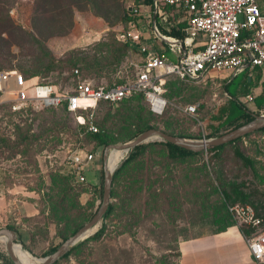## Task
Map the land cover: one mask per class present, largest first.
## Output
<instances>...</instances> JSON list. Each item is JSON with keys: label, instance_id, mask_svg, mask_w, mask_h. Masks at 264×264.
I'll use <instances>...</instances> for the list:
<instances>
[{"label": "rangeland", "instance_id": "1", "mask_svg": "<svg viewBox=\"0 0 264 264\" xmlns=\"http://www.w3.org/2000/svg\"><path fill=\"white\" fill-rule=\"evenodd\" d=\"M260 6L264 9V0H260ZM130 7V0H0V70L37 73L48 82L64 86L67 81L68 85L73 82L68 76L70 69L78 68L82 78L109 85L126 73L131 62L144 58L136 47L129 46L122 54L119 43L114 39L113 31L122 24L124 13ZM139 30L143 34L144 47L174 59L168 44L153 36L151 28L143 24ZM83 58L87 61H82ZM93 58L104 66L102 70L93 72L94 68H89ZM49 66L52 69L47 72ZM208 77L193 83L168 77L164 87L167 99L164 114L152 115L144 104L138 102L117 107L100 105L96 109L97 123L115 139L111 145L133 139L118 135L122 126L130 127L126 132L137 130V122L132 116V123L123 122L122 114L129 116V109L131 113L140 110L142 122L149 121V125L162 130L163 123L169 122L176 133L184 136L182 138L206 139L211 133L209 117L225 102L216 74L211 73ZM240 102L249 103V97L241 98ZM190 105L198 109L194 115L184 112ZM60 123L67 129L57 138L51 132L53 136L48 137L50 143L46 144L44 136L30 147H19V150L28 148L29 155H14L0 143V229L16 227L24 249L36 258L49 256L51 249L62 243L58 231L61 225L50 219L45 196L51 195V189L57 182L62 183L63 159L79 142H76L73 120L56 111L37 114L29 128V135L38 138L44 130L55 131L54 125ZM20 127L19 131L11 129L6 133L10 146L19 140L22 133L25 134L27 127ZM223 133L221 130L220 134ZM58 140L60 144L53 146ZM81 143L87 149L95 146L88 137H84ZM42 146L44 149L38 151ZM105 148L94 149L97 161L85 172L91 186L100 183L99 170L103 171ZM235 150L253 161L254 167H245L234 156ZM163 152L158 147L149 149L140 159L139 163L144 164L140 173L144 176L149 174L151 182L159 180L153 189L165 191L169 205L158 199L161 205L164 203L158 209L145 208L142 203L151 196L141 193L131 206L132 216H122L118 209L116 214L103 221L102 225L105 223L107 229L101 240L89 242L67 259L54 264H178L182 241L213 234L219 228L213 219L201 213V197L208 196L211 206L217 198L209 192L206 176L217 187L215 177L218 178L222 188L230 194L231 189L237 187L240 193L248 196V204L264 215L263 132L253 133L234 145L225 146L215 158L203 151L198 157L166 161ZM161 181L163 186H160ZM72 193L75 194L74 191ZM111 203L119 205V201L113 199ZM80 206L83 214L92 217L100 207V199L82 194ZM207 213L210 215L212 211ZM89 219L77 220V223L85 224ZM229 219L234 224L230 215ZM62 236L67 238L69 235L64 233ZM3 244L4 241L0 240V254L8 257Z\"/></svg>", "mask_w": 264, "mask_h": 264}, {"label": "built area", "instance_id": "2", "mask_svg": "<svg viewBox=\"0 0 264 264\" xmlns=\"http://www.w3.org/2000/svg\"><path fill=\"white\" fill-rule=\"evenodd\" d=\"M170 6L183 7L186 37L168 42L171 60L162 54L151 51L142 45L143 34L139 28L129 23L118 25L114 30L117 40L127 42L130 47L144 55L139 62H131L136 69V79L132 82L107 87L94 86L91 81L78 80L72 86L60 87L44 84L38 77L25 78L18 70L0 71V105L10 106L13 113L31 109L40 112L44 109L58 110L65 107L74 124L87 127L97 133L93 115L102 103L116 105L137 94H142L149 110L161 115L167 107L164 96L166 79L199 82L211 73L228 72L236 76L255 68L264 71V9L260 0H163ZM154 15L158 9L157 0ZM135 16H146L147 9L130 7ZM150 17V16H148ZM153 18V17H152ZM153 36L161 35L153 22ZM78 71L74 75L78 77ZM195 105L187 106L184 112L194 115ZM95 154L84 150H69L62 168L64 176H72L76 183H86L87 172L93 165ZM90 186L89 196L94 195ZM234 225L241 232L250 257L258 264H264V229L251 235L242 227L259 229L261 219L249 205L227 207Z\"/></svg>", "mask_w": 264, "mask_h": 264}, {"label": "trees", "instance_id": "3", "mask_svg": "<svg viewBox=\"0 0 264 264\" xmlns=\"http://www.w3.org/2000/svg\"><path fill=\"white\" fill-rule=\"evenodd\" d=\"M154 2L155 0H130V4L134 9L135 8L141 10L147 9L148 13L146 14V16L144 15L135 16L133 15V13H130L127 9L124 13V17L121 23L126 27L129 25V23H133L138 28H140L143 24H145L148 28H151V31H153L152 17L154 15V8H153ZM157 5H158V9L154 16L155 17L154 22L159 33L162 36L171 39V42H173L172 39L183 40L186 37V33L184 32V29L186 28V20H184L185 11L183 7L182 6L175 7V6L167 5L163 2V0H157ZM113 34H114V39L120 45L119 51L122 52V54H124L126 50L129 49V44L127 42H122L117 40L116 33L114 31ZM93 59H94L93 62H90L89 68L93 67L94 68L93 72H98L102 70L104 66H102L101 63L97 62L96 58ZM82 61H87V59L83 58ZM70 65L75 66V64L73 63H71ZM127 68L128 70L126 71L125 74H123L122 77H119L117 80H114L112 83L106 86L112 87L115 85L134 81L136 79L135 76L136 69L131 64ZM51 69L52 67L49 66L48 68H46V71L49 72ZM75 70L78 71L79 73L78 77L74 75ZM0 71H9V70H0ZM255 71H256V77L254 80H252L253 79L252 78L251 81H248L249 73H250L248 71L236 75L232 80H230L231 78L229 77L221 81L223 95L225 96V102L216 110L215 113H213L209 117L208 121L210 122L211 125H209L208 128L211 130V133L206 136V139L224 135L232 130L239 128L242 125L251 122L253 120L252 114H257V115L262 114V111H264V81L261 83L263 90L258 96L253 97L251 100H249V103L247 102L244 104L240 102L241 98H248L251 95V90L253 88L258 87L260 84L259 81L261 78V71L258 68L257 69L255 68ZM19 72L23 74L25 78L38 77L39 79L43 80L44 84H52L60 87L72 86L75 84L78 78L80 80L91 81V79L82 78V75L78 68L70 69V71L68 72V76L71 80H73V82H71L70 85H68V81H67L66 85L64 86L59 85L57 83L48 82L46 81V79L42 78L41 76H38L37 73H25L22 71ZM185 82H189V81H185ZM93 84L94 86L101 85L99 83H93ZM134 102L144 104L147 107L149 113L153 115V113L149 110V107L146 104L142 94H137L127 100H122L116 105H112L109 103H102L100 105L117 107L125 104L129 105ZM50 111H56V110L44 109L40 112H34L31 109H27L22 112L13 113L10 110V106L0 105V143H2V147L3 148L5 147L6 149H10L14 155L21 154L23 156H26L29 155V149L27 148L25 150H19L20 146L25 145L27 147H30L32 146L33 143L37 141V139H40L44 136H46L45 137V139L47 140L46 144L50 143L51 141L48 140V137L53 136L51 132H54L53 134L57 138L62 131L67 129V127L61 123L54 125L55 131L44 130L43 133L38 138L33 135H29L30 132L29 128L31 126L32 121L35 119L36 115L39 113L50 112ZM128 111H129L128 112L129 116L122 114V116L124 117L123 122L132 123L130 118L132 116V118L135 119V122H137L136 123L137 130L134 133H131V130L129 132H126L127 130H129L130 128L129 126L120 127L121 129L118 135L122 138L131 139L149 129H159L168 135L184 137L181 134L176 133V129L173 128L171 124L167 121L163 123L164 128L162 130L158 127L149 125L148 123L149 121L142 122L143 114H141L140 110L137 113H131L132 111L131 109H129ZM165 111L166 109L163 111L162 114H164ZM56 112H59L61 116L64 118L66 117L72 119L69 116V113L66 111L64 106L59 108ZM93 121L98 128L97 133H91L87 130V127L78 126L74 124V127L76 129V138H77L76 142H79V144L72 148L73 151L86 149L95 154L94 149L96 147H101L103 150V148H105L108 145H111V143L115 141V139L110 137L108 133L104 131L97 123L96 110L93 115ZM22 125L23 127H27L25 134L22 133L19 140L13 146H10L8 144L9 140L7 139L8 137L6 133H9L11 129L12 131H19L21 129L20 126ZM221 130H224L225 133L220 134ZM256 132L264 133V128ZM249 135H246L242 138H245ZM84 137H88L92 142L95 143V146L93 145L91 149H87L85 145L81 143V140L84 139ZM242 138H239L233 142H229L222 146L212 147L207 150V153L212 154L213 156L212 158H215L218 156L219 152L225 146L234 145L235 143L241 141ZM60 142L61 141L58 140L54 142L52 145L53 146L58 145L60 144ZM156 147L164 151L163 157L166 161H178V160H184L202 155V152L195 153L165 142H151L137 146L131 152L128 159H126L125 162L121 165V167L114 173L112 186H111V199L115 201H119L120 206L116 205L115 203H110L108 210L105 214L104 221L108 220L114 214H116V211L118 209L120 210L121 212L120 214L122 216H132L133 211H131V206L141 197V193L144 194L149 193V196H151V199H153V200L149 198L144 199V202L142 204L145 208L150 207L152 209L154 208L158 209L159 206H162L164 204L163 203L161 205L158 199L163 200L165 201L166 204H168L167 202L168 198L166 196L165 191H163L162 193L161 190H158V192H156L153 189V186L155 185V183L159 182V180H156L155 182H151L149 174H145L144 176L141 175L140 173L144 169V164L139 163L140 159L149 149ZM43 149L44 146H42L38 151H41ZM96 156L97 155L95 154L94 163H96L97 161ZM234 156L237 159H239L245 167H249V168L254 167V162L249 160L238 150H235ZM99 173H100L99 175L100 183H97L94 186V191H95L94 195L89 197L92 199L94 198L95 200L99 198L101 203L102 183H103L102 169L99 170ZM206 178H207L206 185L209 188V192L212 193V195H216L217 198L213 203L214 206L213 205L211 206L210 204H208V196L201 197L202 202L199 203L200 209L202 211L201 213L204 217L213 219V223L217 225V227L219 226V228L213 234L222 233L226 231L229 227H232L234 225L229 222L230 214L228 212L227 207L236 204L249 205L248 196L244 195L243 193H240L237 187H233L231 189V194L233 195L232 196L230 193H228V191L222 188V183L218 178L215 177L216 184L219 187V193H218V187L214 186L213 180H211L207 176ZM60 179L62 183L57 182L56 186H54V188L51 189L52 191L51 195L45 196V202L47 203L46 206L49 209L48 211L50 214V219L53 220L54 222L57 221V223L61 225V228L58 231H59V237L62 240L61 242L63 243L66 239L74 235L84 225L83 223H80L82 219H89L90 217L89 220H91V218L94 215L92 217L91 215H89L88 217L87 215L83 214L82 208L80 206V196L82 194L88 195L90 191L91 185L89 181L87 180L86 183H82V184L76 183L72 176H64V175H62ZM67 184L70 187L67 186ZM143 186L145 187V190H143ZM160 186H163V181H161ZM73 191L75 192V194L72 193ZM249 206H251L254 209L256 216L261 219V226L259 229L242 227V231L247 235H251L258 230L264 229V215L259 213L257 208L254 207L253 205H249ZM208 210L212 211L210 215L207 213ZM41 214H45V211H41ZM77 220H80V222L77 223ZM5 229H9L16 233H19L18 229L14 226H8ZM106 229H107V225L104 223L102 227L94 235H92L83 243H81L80 245L69 251L58 261L67 259L70 255H72L74 252L86 246V244H88L89 242H98L99 240L102 239ZM64 233H68L69 236L67 238L63 237L62 234ZM60 245L53 247L51 249L50 255L53 254ZM0 264H12V262L10 261L9 257L0 254Z\"/></svg>", "mask_w": 264, "mask_h": 264}, {"label": "water", "instance_id": "4", "mask_svg": "<svg viewBox=\"0 0 264 264\" xmlns=\"http://www.w3.org/2000/svg\"><path fill=\"white\" fill-rule=\"evenodd\" d=\"M154 20L155 17L153 16V22ZM158 39H160L165 43H168V41L162 35H158ZM252 116H253V120L251 122L242 125L239 128L232 130L224 135L214 138L192 140L178 136L168 135L159 129H149L140 133L135 138L131 139L126 143L107 146L104 149L102 155L104 167H103V183H102V200L100 203V207L98 208L94 216L91 218V220L85 223L74 235L66 239L53 254L45 258H37V259H41L39 264L56 263L69 251H71L72 249L83 243L85 240H87L89 237H91L98 231L97 228H99V226L102 225L105 214L111 203V186H112L114 173L121 167V165L125 162V160L128 159L131 152L137 146L151 142H165L195 153L207 151L212 147H218L227 144L229 142H233L239 138H242L246 135L252 134L264 128V114H259V115L252 114ZM110 149H119L126 151V155L124 159L112 171H109L106 168L107 155ZM0 237L6 238V241L3 244L5 246L6 253L7 251L9 252L13 250V246L15 244L19 245L20 248L25 250L23 246V242L17 236L16 232L9 229H0ZM28 253L32 255L30 252ZM7 256L9 257L12 264H20L15 257L11 256V254L7 253ZM34 259H36V257H34Z\"/></svg>", "mask_w": 264, "mask_h": 264}, {"label": "crops", "instance_id": "5", "mask_svg": "<svg viewBox=\"0 0 264 264\" xmlns=\"http://www.w3.org/2000/svg\"><path fill=\"white\" fill-rule=\"evenodd\" d=\"M166 38L167 37H165V39ZM166 40H170V43H173L169 38ZM151 51L160 55L162 54L157 50L151 49ZM176 52H178L177 49L175 50V53ZM170 54L172 55L171 57L174 58L171 52ZM258 69L261 71L260 84L258 87L251 90L253 94H251V96L253 97L258 96L263 90L261 83L264 81V71L260 68ZM251 74H254V77ZM216 76L217 80L220 82L229 77L231 78L230 80L234 78L227 72L216 74ZM255 77L256 71L254 69L249 73L248 81H251L252 78V80H254ZM251 96H249V100L253 98ZM1 202L2 201H0V210L2 208ZM179 252V264H258L250 257L244 238L235 225L222 233L204 235L199 238L182 241L179 245Z\"/></svg>", "mask_w": 264, "mask_h": 264}, {"label": "bare ground", "instance_id": "6", "mask_svg": "<svg viewBox=\"0 0 264 264\" xmlns=\"http://www.w3.org/2000/svg\"><path fill=\"white\" fill-rule=\"evenodd\" d=\"M170 41V40H167ZM126 155L125 150L119 149H110L108 151L107 160H106V168L109 171H112L115 167L119 165V163L124 159ZM94 231V230H93ZM1 241H6L5 237H0ZM8 254L15 257L20 264H39L41 259H34L32 255H30L27 251L23 250L19 247V245L15 244L13 246V250L7 251Z\"/></svg>", "mask_w": 264, "mask_h": 264}]
</instances>
